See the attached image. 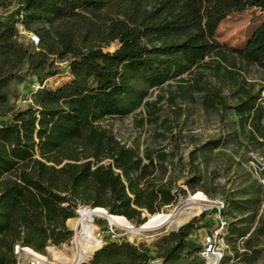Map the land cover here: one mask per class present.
Here are the masks:
<instances>
[{
	"label": "trees",
	"instance_id": "16d2710c",
	"mask_svg": "<svg viewBox=\"0 0 264 264\" xmlns=\"http://www.w3.org/2000/svg\"><path fill=\"white\" fill-rule=\"evenodd\" d=\"M249 8L264 12V0H20L0 22V118L9 117L0 121V264H17V244L45 253L70 243L74 232L67 222L82 205L142 225L145 212L175 203L178 195L164 181L170 154H147L146 163L103 122L156 108L157 101H148L153 89L188 82L185 76L196 69L211 68L220 79L204 104L232 111L237 121L227 138L207 140L191 152V192L210 193L198 158L207 164L223 146L249 150L263 144L264 86L246 82L239 62L264 68V23L242 50L217 39L228 16ZM19 26L35 34L36 50L19 42ZM107 43L118 46L107 52ZM63 62L68 83L41 89L26 109H15L5 94L13 81L54 77ZM175 99L172 94L170 102ZM253 188L249 182L233 191L222 212L237 220L229 223L227 241L246 237L257 223L240 255L243 264L257 263L264 253V195ZM196 222L166 237L168 246L158 256L153 248L113 242L86 264H206L192 252L183 257L190 236L213 224Z\"/></svg>",
	"mask_w": 264,
	"mask_h": 264
},
{
	"label": "rangeland",
	"instance_id": "374dc122",
	"mask_svg": "<svg viewBox=\"0 0 264 264\" xmlns=\"http://www.w3.org/2000/svg\"><path fill=\"white\" fill-rule=\"evenodd\" d=\"M19 3L20 0H0V22L5 20L7 15L19 6ZM263 23L264 12L258 8H249L242 13L228 16L217 31V39L229 50H242L255 30ZM19 42L30 50H36L38 46V39L35 34L24 30L23 26H19ZM117 46V43H107L103 49L112 52ZM239 66L246 82L264 86L263 67L248 64L241 60ZM201 73L204 74L202 78H200ZM185 78L188 79V82L172 81L169 85L166 84L162 88L153 89L150 92L148 101H157L156 108L142 107L129 116L107 120L103 122V126L111 129L121 143L138 149L146 163L148 162L145 158L147 154H151L154 158L158 152L170 154V158L166 162L168 170L164 181L171 183L173 191L178 196L175 203L164 207L160 212L167 213L176 210L183 205L182 200L202 192L209 198L211 204L209 203V207H205L201 212L198 211V214L185 224L187 225L196 219V223L199 225H203L207 220H211L214 225L218 219L220 203L229 202L233 191H237L251 182L254 184L253 192L260 190L261 194L264 195V142L261 145L252 146L249 150L238 149L235 144L223 146L210 154L211 158L207 164H203L198 158L195 165L199 167L202 183L210 193L207 194L200 188L196 193H192L187 184L194 171L190 163L191 152L207 140L218 137L227 138V135L232 131V125L237 121V117L230 110L221 111L204 104V97L211 94V91L220 84V79L213 69L199 68ZM70 79L69 65L63 62L60 63L58 75L50 78L43 77L42 79L29 75L22 82L13 81L5 94L15 109H26L34 102L35 94L38 91L46 88H57L68 83ZM197 85L203 90L196 89ZM172 94L176 97L175 102H170ZM160 97L162 98L159 99ZM262 97L264 105V91ZM150 111L153 114H150ZM8 119L9 117H2L0 121L5 124ZM240 137L245 140L242 133H240ZM180 189H185L186 194H180ZM84 207L94 209L89 205L80 206L81 209ZM144 216L149 219L151 214L145 212ZM78 217L79 214L76 213L74 218ZM223 217L230 224L237 221L226 214ZM95 221L98 227L97 235L102 244L94 251L93 255L106 244L128 242L141 250L153 248L155 250L152 255L158 256L168 246L164 239L175 232V229L164 228L144 233L141 241H131L125 232L112 227L108 220L97 218ZM67 224L74 232L72 241L61 245L57 249L58 254L52 252V246H49L45 253H40L47 257L51 264H62L60 256L62 254L71 256L72 254L75 230L69 221ZM133 224L137 227L141 226ZM256 224L252 225L250 233L246 237L240 239L234 237L232 240L230 238L228 241L229 248L222 264H243L240 255L245 251V241ZM199 239L200 236L197 233L190 236V243L188 249L183 253V257H187L189 252L193 253L192 257H201L198 246ZM92 258L84 261L83 264L88 263ZM255 264H264V253Z\"/></svg>",
	"mask_w": 264,
	"mask_h": 264
},
{
	"label": "bare ground",
	"instance_id": "6f19581e",
	"mask_svg": "<svg viewBox=\"0 0 264 264\" xmlns=\"http://www.w3.org/2000/svg\"><path fill=\"white\" fill-rule=\"evenodd\" d=\"M210 200L202 192L182 200V206L176 210L159 212L150 218L140 227L135 226L128 218L122 215L109 213L103 207H84L79 210L78 218L70 219L69 223L75 230L74 246L71 249V256L62 254V264H81L90 259L96 249L101 246L98 238V227L95 224L97 218L108 220L112 227L125 232L131 241H141L144 233L158 231L164 228L177 229L189 221L197 212L209 207ZM211 204V203H210ZM191 207V208H190ZM55 254L59 252L52 250Z\"/></svg>",
	"mask_w": 264,
	"mask_h": 264
},
{
	"label": "built area",
	"instance_id": "2783aa9c",
	"mask_svg": "<svg viewBox=\"0 0 264 264\" xmlns=\"http://www.w3.org/2000/svg\"><path fill=\"white\" fill-rule=\"evenodd\" d=\"M80 208V207H79ZM77 209L76 213L81 209ZM226 208V202H221L219 206V215L215 224L198 231L200 236V255L206 264H222L225 253L229 248L228 237V220L222 216V211ZM59 247L52 245V250L57 251ZM58 252V251H57ZM14 254L17 257V264H51L47 257L30 247L19 244L14 247ZM83 264V263H81Z\"/></svg>",
	"mask_w": 264,
	"mask_h": 264
},
{
	"label": "water",
	"instance_id": "95a60500",
	"mask_svg": "<svg viewBox=\"0 0 264 264\" xmlns=\"http://www.w3.org/2000/svg\"><path fill=\"white\" fill-rule=\"evenodd\" d=\"M184 225H186V224H183V225H181L180 227H178L177 229H175V231H178L180 228H182ZM94 255H92V257H93ZM91 257V258H92Z\"/></svg>",
	"mask_w": 264,
	"mask_h": 264
},
{
	"label": "crops",
	"instance_id": "0c3cea01",
	"mask_svg": "<svg viewBox=\"0 0 264 264\" xmlns=\"http://www.w3.org/2000/svg\"><path fill=\"white\" fill-rule=\"evenodd\" d=\"M70 221V220H69Z\"/></svg>",
	"mask_w": 264,
	"mask_h": 264
}]
</instances>
